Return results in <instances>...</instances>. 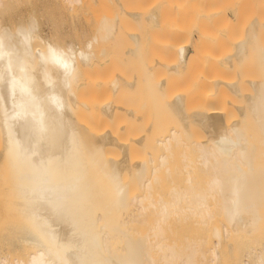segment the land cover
I'll return each mask as SVG.
<instances>
[{"label":"bare ground","instance_id":"1","mask_svg":"<svg viewBox=\"0 0 264 264\" xmlns=\"http://www.w3.org/2000/svg\"><path fill=\"white\" fill-rule=\"evenodd\" d=\"M11 1L5 51L62 106L0 113V264H264V0Z\"/></svg>","mask_w":264,"mask_h":264},{"label":"snow or ice","instance_id":"2","mask_svg":"<svg viewBox=\"0 0 264 264\" xmlns=\"http://www.w3.org/2000/svg\"><path fill=\"white\" fill-rule=\"evenodd\" d=\"M5 56L8 57V60L6 67H0V85H5L10 89L13 97V111L9 113L6 109H0V113H2L6 122L8 120L27 119L31 116L34 122V131L39 135H44L47 130V123L44 119L42 106L48 102L54 105L56 109H60L62 105L53 93H49L44 97L38 94L36 81L31 73L28 61L19 57L13 59V53L5 51L4 42L0 39V61H3ZM42 59L64 68L67 77L74 75L75 69L71 66L72 62L65 58L63 53L50 48L49 56ZM12 151L18 156H26V150L22 144L17 143L14 145ZM37 172L43 174L44 170L38 169ZM27 194L34 201L55 198L59 202L64 199V193L51 187L46 180L30 187ZM33 264H54V261L46 260L42 253L39 259L33 260Z\"/></svg>","mask_w":264,"mask_h":264},{"label":"rangeland","instance_id":"3","mask_svg":"<svg viewBox=\"0 0 264 264\" xmlns=\"http://www.w3.org/2000/svg\"><path fill=\"white\" fill-rule=\"evenodd\" d=\"M22 2L20 3H16L15 5H13V3H14V0L13 1H11L10 3L12 4L11 5V7L12 6H15V9H17V10H15V12L13 11V7L11 8V7H7V5H6V7L8 8V12L9 11H11V13H8L6 16H9V14H10V16H15V14L17 13V11H18V13H21L20 11H22V9L23 10H25V4L23 3L24 2V0H21ZM94 1V4L95 5H97V8L96 9H98V14L97 13H95V14H97V15H102V16H104V15H111V12H112V5L111 4H107L106 2H104L103 4H102V2H103V0H102V2H100V0H93ZM99 1V2H98ZM171 1H173V0H171ZM239 1V0H238ZM241 1V0H240ZM98 2V3H97ZM17 4H18V6L20 5V8L18 7L17 8ZM99 4H101V5H99ZM168 4V2L167 1H165V3L163 4L164 6L165 5H167ZM8 6H9V4H8ZM149 6L151 7V9H155L154 10V12H153V14L155 13H158L159 12V9L157 10V8H156V4L155 3H149ZM99 7V8H98ZM6 8V9H7ZM10 9V10H9ZM19 9V10H18ZM13 11V12H12ZM96 12H97V10H95ZM6 12V11H5ZM138 12H142V13H144V15H147L144 11H142V10H138ZM216 13V9H214V8H210V9H205L204 11H203V13H202V15H214ZM241 13H243V12H241ZM6 14V13H5ZM11 14H13V15H11ZM230 14H231V12H230ZM94 15V14H93ZM127 22V25H129L130 24V22L129 21H126ZM45 28V27H44ZM46 29V28H45ZM147 57H150V58H153L154 57V53H148L147 54Z\"/></svg>","mask_w":264,"mask_h":264}]
</instances>
